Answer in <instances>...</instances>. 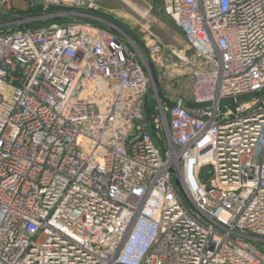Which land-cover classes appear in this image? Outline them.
I'll return each mask as SVG.
<instances>
[{"label":"built area","instance_id":"built-area-1","mask_svg":"<svg viewBox=\"0 0 264 264\" xmlns=\"http://www.w3.org/2000/svg\"><path fill=\"white\" fill-rule=\"evenodd\" d=\"M161 3L188 98L101 0H0V264H264V0Z\"/></svg>","mask_w":264,"mask_h":264},{"label":"rangeland","instance_id":"rangeland-1","mask_svg":"<svg viewBox=\"0 0 264 264\" xmlns=\"http://www.w3.org/2000/svg\"><path fill=\"white\" fill-rule=\"evenodd\" d=\"M101 6L131 37L144 44L155 38L161 44L155 68L157 75L170 85L185 90L192 73L202 69L201 59L187 46L161 0H102Z\"/></svg>","mask_w":264,"mask_h":264},{"label":"water","instance_id":"water-1","mask_svg":"<svg viewBox=\"0 0 264 264\" xmlns=\"http://www.w3.org/2000/svg\"><path fill=\"white\" fill-rule=\"evenodd\" d=\"M100 19L107 24L115 25L113 22H111L110 20L106 18L100 17ZM144 70L147 72L151 84H153L154 86L158 85V75H157L156 68L153 62L146 60ZM158 94H160L159 91H158ZM174 184L177 187L179 186V182L176 179H174Z\"/></svg>","mask_w":264,"mask_h":264},{"label":"crops","instance_id":"crops-1","mask_svg":"<svg viewBox=\"0 0 264 264\" xmlns=\"http://www.w3.org/2000/svg\"><path fill=\"white\" fill-rule=\"evenodd\" d=\"M101 3H102V0H101ZM109 10V9H108ZM110 11V10H109ZM101 17L103 18H106L108 20H110L111 22H113L116 26H118L116 23V21H114L110 16H109V12L107 11V9H104L102 10L101 14H100ZM116 22V23H115ZM95 24L97 25H101L103 26L105 23L103 21H98V20H95L94 21ZM119 27V26H118ZM121 28V27H120ZM122 30H124L123 28H121ZM126 32V30H124ZM183 37V36H182ZM180 85V84H179ZM188 87L183 90L180 86L178 87V90H179V93H181L185 98H188L189 95H190V81H189V84H187Z\"/></svg>","mask_w":264,"mask_h":264}]
</instances>
